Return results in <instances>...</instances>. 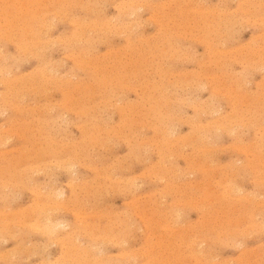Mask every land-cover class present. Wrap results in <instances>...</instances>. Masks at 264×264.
<instances>
[{
	"label": "rangeland",
	"instance_id": "1",
	"mask_svg": "<svg viewBox=\"0 0 264 264\" xmlns=\"http://www.w3.org/2000/svg\"><path fill=\"white\" fill-rule=\"evenodd\" d=\"M0 121V264H264V0H0Z\"/></svg>",
	"mask_w": 264,
	"mask_h": 264
},
{
	"label": "bare ground",
	"instance_id": "2",
	"mask_svg": "<svg viewBox=\"0 0 264 264\" xmlns=\"http://www.w3.org/2000/svg\"><path fill=\"white\" fill-rule=\"evenodd\" d=\"M44 2V1H43ZM132 3V2H131ZM140 4V3H139ZM145 4V3H144ZM153 4V3H152ZM69 6V5H68ZM73 6V5H72ZM140 6H142V4L140 5ZM182 6V5H181ZM207 7V6H206ZM67 8V7H66ZM77 8V7H76ZM10 10V9H9ZM73 10H75V9H73ZM79 10V9H78ZM216 11V10H215ZM48 12V11H47ZM75 12V11H74ZM4 13V12H3ZM76 14V13H75ZM42 16H43V14H42ZM46 15H44V17H45ZM60 16V15H59ZM54 18V17H53ZM44 19V18H43ZM42 19V20H43ZM46 19V18H45ZM63 20V19H62ZM61 21V20H60ZM17 22V21H16ZM68 22V21H67ZM49 23V22H48ZM70 23V22H69ZM74 23V22H73ZM80 23V22H79ZM36 24H37V22H36ZM63 24V23H62ZM65 24V23H64ZM245 24V23H244ZM151 25V24H150ZM43 27V26H42ZM45 27V26H44ZM43 27V28H44ZM50 27V26H49ZM93 27H94V25H93ZM96 27H98V26H96ZM138 27V26H137ZM41 28V27H40ZM42 28V29H43ZM55 28V27H54ZM72 28V27H71ZM85 28V27H84ZM87 28H89V27H87ZM153 28V27H152ZM257 28H258V26H257ZM39 29V28H38ZM82 29V28H81ZM52 30V29H51ZM86 31V30H85ZM217 34H218V32H217ZM17 36V35H16ZM83 36V35H82ZM7 37V36H6ZM11 38V37H10ZM84 38V37H83ZM5 39V38H4ZM55 39V38H54ZM124 39V38H123ZM144 39H146L145 37H144ZM11 40V39H10ZM10 40H8V41H10ZM31 40V39H30ZM76 40V39H75ZM125 40V39H124ZM142 40V39H141ZM42 41V40H41ZM40 41V42H41ZM32 42H34V41H32ZM36 42V41H35ZM39 42V41H38ZM72 42H73V40H72ZM256 42V41H255ZM31 44V43H30ZM43 46V45H42ZM201 46V45H200ZM45 51V50H44ZM31 52V51H30ZM223 52V51H222ZM28 53V52H27ZM35 53H37V52H35ZM106 53V52H105ZM45 54V53H44ZM22 55H24V54H22ZM84 55V54H83ZM194 55V54H193ZM67 57V56H66ZM189 57H191V56H189ZM234 61V60H233ZM5 62V61H4ZM74 63V62H73ZM199 63V62H198ZM22 64V63H21ZM63 64V63H62ZM187 66V65H186ZM191 66V65H190ZM213 66V65H212ZM57 67V66H56ZM254 67V66H253ZM88 68V67H87ZM251 70V69H250ZM8 73V72H7ZM40 74V73H39ZM56 74V73H55ZM22 75V74H21ZM41 76V75H40ZM72 77V76H71ZM255 77V76H254ZM60 79V78H59ZM184 83V82H183ZM223 89V88H222ZM31 90V89H30ZM38 90H39V88H38ZM48 91V90H47ZM182 91V90H181ZM17 92V91H16ZM15 92V93H16ZM16 94H18V93H16ZM143 95V94H142ZM185 95V94H184ZM125 98V97H124ZM15 101V100H14ZM185 103V102H184ZM93 106V105H92ZM205 106V105H204ZM95 107V106H94ZM179 107V106H178ZM207 107V106H206ZM210 108V107H209ZM176 109V108H175ZM48 110H50V109H48ZM144 110V109H143ZM208 111H209V109H208ZM170 112V111H169ZM173 112V111H172ZM181 112V111H180ZM218 112V111H217ZM209 113V112H208ZM202 114V113H201ZM214 114V113H213ZM59 119V118H58ZM216 119V118H215ZM245 119V118H244ZM251 120V119H250ZM1 122V121H0ZM60 122V121H59ZM42 123V122H41ZM2 125V124H1ZM255 125V124H254ZM59 126V125H58ZM142 126V125H141ZM163 126V125H162ZM195 126V125H194ZM165 127V126H164ZM249 127V126H248ZM167 128V127H166ZM173 129V128H172ZM172 131V130H171ZM2 132V131H1ZM28 133V132H27ZM232 133V132H231ZM195 135V134H194ZM213 135V134H212ZM2 136V135H1ZM46 137V136H45ZM263 137V136H262ZM11 138V137H10ZM34 138V137H33ZM65 138V137H64ZM111 138V137H110ZM8 139V138H7ZM6 140V139H5ZM207 140V139H206ZM1 141V140H0ZM7 141V140H6ZM50 142V141H49ZM187 142V141H186ZM7 143V142H6ZM155 143V142H154ZM5 145V144H4ZM31 145V144H30ZM35 146V145H34ZM147 146V145H146ZM102 147V146H101ZM137 147V146H136ZM226 147V146H225ZM85 148V147H84ZM93 148V147H92ZM91 148V149H92ZM17 149V148H16ZM179 149V148H178ZM15 151V150H14ZM144 151V150H143ZM167 152V151H166ZM222 152V151H221ZM16 153V152H15ZM168 154V153H167ZM214 155V154H213ZM88 156V155H87ZM112 156V155H111ZM158 156V155H157ZM234 156V155H233ZM4 157V156H3ZM11 157V156H10ZM16 157H18L17 155H16ZM171 157V156H170ZM90 158V157H89ZM88 158V159H89ZM156 158V157H155ZM21 159V158H20ZM172 159V158H171ZM5 160V159H4ZM18 160V159H17ZM83 160V159H82ZM104 160V159H103ZM114 160V159H113ZM13 161V160H12ZM21 161V160H20ZM33 161H35V160H33ZM75 161V160H74ZM105 161V160H104ZM147 161V160H146ZM7 162V161H6ZM11 162V161H10ZM29 162V161H28ZM143 162V161H142ZM178 162V161H177ZM105 163H107V162H105ZM3 164V163H2ZM15 164V163H14ZM68 164V163H67ZM16 165V164H15ZM44 165V164H43ZM46 165V164H45ZM4 166H6V165H4ZM7 167H8V165H7ZM123 167V166H122ZM128 167V166H127ZM2 168V167H1ZM43 168H45V167H43ZM124 168H125V166H124ZM129 169H130V167H128ZM62 169V168H61ZM118 169V168H117ZM120 169V168H119ZM172 169H173V167H172ZM18 169H16V171H17ZM36 170V169H35ZM40 170V169H39ZM58 170H60L59 169V167H58ZM125 170V169H124ZM5 171V170H4ZM128 171V170H127ZM17 172H19V171H17ZM46 172V171H45ZM58 172V171H57ZM239 172V171H238ZM237 172V173H238ZM25 173H26V171H25ZM36 173V172H35ZM39 173V172H38ZM152 173V172H151ZM225 173V172H224ZM3 174V173H2ZM8 174V173H7ZM106 174V173H105ZM121 174V173H120ZM111 175V174H110ZM109 175V176H110ZM1 176V175H0ZM22 176V175H21ZM30 176V175H29ZM174 176V175H173ZM213 176V175H212ZM2 177V176H1ZM16 177V176H15ZM19 177V176H18ZM111 177V176H110ZM138 177V176H137ZM149 177V176H148ZM152 177V176H151ZM222 177V176H221ZM233 177V176H232ZM8 178H10L9 176H8ZM24 178V177H23ZM153 178V177H152ZM228 178V177H227ZM4 179V178H3ZM243 179V178H242ZM103 180H105V179H103ZM207 180V179H206ZM233 180H234V178H233ZM19 181H20V179H19ZM28 181V180H27ZM30 181V180H29ZM86 181V180H85ZM175 181V180H174ZM221 181V180H220ZM26 182V181H25ZM23 183V185L24 184H26V183ZM31 182V181H30ZM111 182V181H110ZM176 182V181H175ZM134 183V182H133ZM9 184V183H8ZM130 184V183H129ZM134 184H136V183H134ZM141 184V183H140ZM139 184V185H140ZM149 184V183H148ZM181 184H183V183H181ZM13 185V184H12ZM133 185V184H132ZM189 185V184H188ZM15 186V185H14ZM100 186V185H99ZM215 186V185H214ZM242 186V185H241ZM26 187V186H25ZM104 187V186H103ZM126 187V186H125ZM129 187V186H128ZM133 187H135V186H133ZM205 187V186H204ZM1 188V187H0ZM13 188V187H12ZM19 188V187H18ZM22 188V187H21ZM29 188H31V186L29 187ZM101 188V187H100ZM105 188V187H104ZM127 188V187H126ZM130 188V187H129ZM138 189V188H137ZM136 189V190H137ZM177 189V188H176ZM19 190V189H18ZM27 190V189H26ZM95 190H96V188H95ZM101 190V189H100ZM105 190V189H104ZM103 190V191H104ZM130 190V189H129ZM135 189H134V191H136ZM264 190V189H263ZM28 191V190H27ZM30 191V190H29ZM62 191V190H61ZM133 191V192H134ZM138 191V190H137ZM10 192V191H9ZM16 192H18L17 191V189H16ZM39 192V191H38ZM40 192H41V190H40ZM255 192V191H254ZM22 193V192H21ZM31 193V192H30ZM42 193V192H41ZM71 193V192H70ZM97 193H99V192H97ZM101 193V192H100ZM107 193V192H106ZM13 194V193H12ZM15 194V193H14ZM23 194H25V193H23ZM255 194V193H254ZM58 195H61V193H59ZM101 195V194H100ZM123 195V194H122ZM184 195V194H183ZM182 195V196H183ZM222 195V194H221ZM264 195V194H263ZM14 196V195H13ZM162 196V195H161ZM211 196V195H210ZM58 197V196H57ZM181 197V196H180ZM185 197V196H184ZM243 197V196H242ZM14 198V197H13ZM17 198V197H16ZM75 198V197H74ZM86 198H87V196H86ZM102 198V197H101ZM186 198V197H185ZM262 198V197H261ZM4 199V198H3ZM1 200V199H0ZM107 200V199H106ZM144 200V199H143ZM155 200V199H154ZM161 200V199H160ZM255 200V199H254ZM7 201H9V200H7ZM14 201H15V199H14ZM17 201V200H16ZM32 201H33V199H32ZM90 201V200H89ZM11 202V201H10ZM77 202H79V201H77ZM85 202V201H84ZM264 202V201H263ZM80 203V202H79ZM82 203V202H81ZM237 203V202H236ZM27 204V203H26ZM155 204V203H154ZM177 204V203H176ZM211 204V203H210ZM255 205V204H254ZM59 206V205H58ZM245 206V205H244ZM243 206V207H244ZM2 207V206H1ZM17 207V206H16ZM27 207V206H26ZM60 207V206H59ZM246 207V206H245ZM253 207V206H252ZM80 208V207H79ZM33 209V208H32ZM31 209V210H32ZM67 209V208H66ZM176 209V208H175ZM36 210V209H35ZM134 210V209H133ZM171 210V209H170ZM69 211V210H68ZM171 211H173V210H171ZM261 211H263V210H261ZM39 212V211H38ZM174 212V211H173ZM229 212V211H228ZM238 212V211H237ZM249 212V211H248ZM35 213V212H34ZM42 213V212H41ZM80 213V212H79ZM126 213V212H125ZM144 213V212H143ZM178 213V212H177ZM240 213V212H239ZM255 213H256V211H255ZM25 214V213H24ZM31 214H32V211H31ZM167 214V213H166ZM184 214V213H183ZM233 214V213H232ZM259 214V213H258ZM14 215V214H13ZM51 215H53V214H51ZM89 215V214H88ZM155 215V214H154ZM245 215V214H244ZM32 216V215H31ZM56 216V215H55ZM77 216V215H76ZM137 216V215H136ZM175 216H177V215H175ZM233 216V215H232ZM250 216V215H249ZM3 217V216H2ZM39 217V216H38ZM51 217H54V216H51ZM122 217V216H121ZM231 217V216H230ZM256 217V216H255ZM19 218V217H18ZM130 218V217H129ZM165 219V218H164ZM254 219V218H253ZM33 220V219H32ZM35 220H37V219H35ZM47 220V219H46ZM49 220V219H48ZM85 220V219H84ZM242 220V219H241ZM250 220V219H249ZM248 220V221H249ZM39 221V220H38ZM63 221V220H62ZM120 221V220H119ZM168 221V220H167ZM173 221V220H172ZM247 221V220H246ZM15 222V221H14ZM122 222V221H121ZM124 222V221H123ZM126 222V221H125ZM162 222V221H161ZM259 222V221H258ZM38 223V222H37ZM56 223V222H55ZM55 223H52V224H54L55 225ZM59 223V222H58ZM130 223V222H129ZM156 223V222H155ZM167 223V222H166ZM165 223V224H166ZM177 223V222H176ZM195 223V222H194ZM6 224V223H5ZM9 224V223H8ZM57 224V223H56ZM122 224V223H121ZM19 225V224H18ZM28 225H29V223H28ZM34 225V224H33ZM23 226V225H22ZM31 226V225H30ZM58 226V225H57ZM98 226V225H97ZM124 226H125V224H124ZM133 226V225H132ZM144 226V225H143ZM156 226H158V225H156ZM210 226V225H209ZM260 226H262L261 224H260ZM10 227V226H9ZM26 227V226H25ZM115 227V226H114ZM30 228V227H29ZM32 228V227H31ZM98 228V227H97ZM122 228V227H121ZM133 228V227H132ZM163 228V227H162ZM34 229H36V228H34ZM117 229H118V227H117ZM136 229V228H135ZM258 229V228H257ZM50 230V229H49ZM119 230V229H118ZM140 230V229H139ZM152 230V229H151ZM168 230V229H167ZM200 230V229H199ZM224 230V229H223ZM245 230V229H244ZM264 230V229H263ZM10 231V230H9ZM13 231V230H12ZM19 231V230H18ZM40 231V230H39ZM43 231V230H42ZM51 231V230H50ZM261 231V230H260ZM41 232V231H40ZM169 232V231H168ZM226 232V231H225ZM258 232V231H257ZM10 233H11V231H10ZM18 233V232H17ZM22 233V232H21ZM29 233V232H28ZM68 233V232H67ZM66 233V234H67ZM179 233V232H178ZM192 233V232H191ZM30 234V233H29ZM34 234V233H33ZM42 234V233H41ZM46 234V233H45ZM130 234V233H129ZM252 234V233H251ZM253 234H254V232H253ZM23 235H24V233H23ZM26 235V234H25ZM43 235V234H42ZM65 235V234H64ZM128 235V234H127ZM142 235V234H141ZM200 235V234H199ZM2 236V235H1ZM50 236V235H49ZM60 236H61V234H60ZM133 236V235H132ZM135 236V235H134ZM195 236H197V235H195ZM194 236V237H195ZM216 236V235H215ZM254 236H256V235H254ZM88 237V236H87ZM160 237V236H159ZM171 237V236H170ZM199 237V236H198ZM2 238V237H1ZM13 238V237H12ZM16 238V237H15ZM14 238V239H15ZM24 238V237H23ZM49 238V237H48ZM96 238V237H95ZM94 238V239H95ZM106 238V237H105ZM130 238V237H129ZM182 239V238H181ZM253 239V238H252ZM2 240V239H1ZM0 240V241H1ZM27 240V239H26ZM25 240V241H26ZM75 240V239H74ZM91 240V239H90ZM110 240V239H109ZM145 240V239H144ZM3 241V240H2ZM6 241H7V239H6ZM18 241H20V240H18ZM57 241V240H56ZM77 241V240H76ZM135 242V241H134ZM242 242V241H241ZM3 243V242H2ZM24 243V242H23ZM32 243H34V242H32ZM51 243V242H50ZM226 243V242H225ZM231 243V242H230ZM4 244H5V242H4ZM28 244V243H27ZM41 244V243H40ZM52 244V243H51ZM78 244V243H77ZM102 244V243H101ZM104 244V243H103ZM107 244V243H106ZM199 244V243H198ZM204 243H202V245H203ZM243 244V243H242ZM64 245V244H63ZM25 246H27V245H25ZM28 246H30V245H28ZM51 246V245H50ZM174 246V245H173ZM40 247V246H39ZM42 247V246H41ZM120 247V246H119ZM204 247V246H203ZM227 247V246H226ZM259 247H261V245L259 246ZM34 248V247H33ZM46 248V247H45ZM84 248V247H83ZM179 248V247H178ZM197 248V247H196ZM14 249V248H13ZM35 249V248H34ZM85 249V248H84ZM26 250H27V248H26ZM33 250V249H32ZM155 250V249H154ZM205 250V249H204ZM6 251V250H5ZM25 251V250H24ZM29 251V250H28ZM39 251V250H38ZM46 251V250H45ZM100 251V250H99ZM105 251V250H104ZM254 251V250H253ZM21 252V251H20ZM33 252V251H32ZM12 253H13V251H12ZM26 253V252H25ZM76 253V252H75ZM170 253V252H169ZM252 253V252H251ZM261 253V252H260ZM259 253V254H260ZM17 254V253H16ZM32 254V253H31ZM44 254V253H43ZM94 254V253H93ZM125 254V253H124ZM248 254V253H247ZM258 254V253H257ZM36 255V254H35ZM90 255V254H89ZM130 255V254H129ZM203 255V254H202ZM3 256V255H2ZM18 256V255H17ZM28 256V255H27ZM34 256V255H33ZM119 256V255H118ZM144 257H145V255H143ZM254 257V256H253ZM264 257V256H263ZM4 258H6V257H4ZM18 258V257H17ZM56 258V257H55ZM97 258V257H96ZM7 259V258H6ZM11 259V258H10ZM67 259V258H66ZM89 259V258H88ZM126 259V258H125ZM21 260V259H20ZM27 260H28V258H27ZM109 261H110V259H108ZM107 260V261H108ZM238 260V259H237ZM250 260H252V258L250 259ZM4 261V260H3ZM11 261V260H10ZM62 261V260H61ZM72 261V260H71ZM249 261V260H248ZM22 262V261H21ZM40 262H42V261H40ZM82 262V261H81ZM240 262V261H239ZM20 263V262H19ZM18 263V264H19ZM48 263V262H47ZM71 263V262H70ZM129 263V262H128ZM184 263V262H183ZM238 263V262H237ZM261 263V262H260ZM61 264V263H60ZM114 264V263H113ZM202 264V263H201Z\"/></svg>",
	"mask_w": 264,
	"mask_h": 264
}]
</instances>
